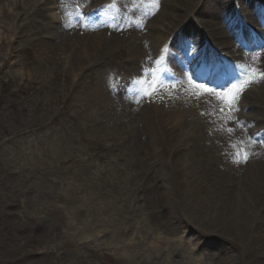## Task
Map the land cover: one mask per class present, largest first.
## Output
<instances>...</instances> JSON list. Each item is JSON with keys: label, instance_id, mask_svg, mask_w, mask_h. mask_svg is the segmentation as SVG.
Wrapping results in <instances>:
<instances>
[{"label": "rangeland", "instance_id": "obj_1", "mask_svg": "<svg viewBox=\"0 0 264 264\" xmlns=\"http://www.w3.org/2000/svg\"><path fill=\"white\" fill-rule=\"evenodd\" d=\"M60 1L64 6L65 22L61 25L52 22L43 30L38 21L44 11L35 8L28 16L22 14L13 21L19 28L13 38L10 21L4 19V16L8 18L6 14H10L11 9L7 4L0 8L3 32L0 39V264H191L185 258L184 250L185 245L193 243L202 245L207 257L205 264H251L253 253L245 250L246 241L250 242L249 233L243 235L246 240L242 246L223 234L220 230L223 225L210 221L219 207L211 211L214 204L221 201L218 193L213 195L216 173L232 171L227 180L236 190L241 189L244 182L243 179L236 181L241 176L237 177L234 170L214 165L217 158L213 154L214 147L221 144L212 141L209 129L214 113L210 122L204 116L208 112L199 106L192 118L193 104L183 102L181 130L189 132L186 126L193 127L187 150L199 153L194 155L198 158L194 168L183 167L189 161L187 157H178V161H174L173 156L166 153L164 139L161 140L163 147L159 142L153 151L146 150L143 145L137 165L135 160L129 161L132 155L125 154L124 137L128 135L134 134L139 140H144L147 135H164L158 126L159 114L152 106V99L138 94L137 86L132 84L142 74L155 69V65L146 62L148 56L141 60L139 51L134 52L132 61L127 58L131 35L140 32L137 37L140 38L143 30L149 32L146 13L155 15L158 8L150 0H139L128 15L118 12L119 15L113 18V15H107L108 11L93 8V0ZM163 3L159 9H163ZM202 19L203 16H199L197 20ZM216 23L220 24L219 21ZM224 23L227 21L219 25L222 29ZM67 32L74 38L72 47L85 44L82 45L84 49L79 47L82 48L81 54L77 53L79 58L74 55V47L66 49L69 44L62 34ZM98 32L117 40V44L114 46L111 40L105 39L99 51L89 47L86 51V43L92 39L85 36ZM143 38L134 41L136 48L147 44V38ZM38 40L45 43L40 45ZM178 44L187 55L183 63L192 64L191 55L196 51H191L196 45L195 34L180 37ZM71 57L73 63L82 65L76 70L79 78L70 73L68 60ZM37 67L43 73L39 79L30 75ZM246 74L248 79L250 73L246 71ZM182 80L190 85L186 76L172 81L177 86ZM248 88L241 94L250 99L246 103L257 102L260 117L264 118L260 97L264 88L260 86L258 91ZM125 91L133 96L128 95V98L121 94ZM117 95H121V104L116 101ZM139 98L149 106L147 111L153 115L151 120L147 112L141 113L144 106L138 104ZM110 99L117 115L107 111L106 102ZM242 103L238 100V104ZM210 106L220 117L226 114L222 130L231 128L233 131L225 132L223 136L226 140L231 139L236 129L227 119L230 113L226 108L223 113L220 111L224 106ZM245 107L231 114H235L238 121L242 119L243 111L246 117H253L252 106ZM118 110H124L125 117L119 118ZM164 115L167 117V113ZM198 115L206 118L204 125ZM196 120L199 121L198 128L191 122ZM116 123L124 125V129L115 127ZM262 129L264 121L259 127ZM199 147L202 148L200 152ZM164 164L167 173L172 174L167 182L162 178ZM175 165L179 168L178 173L174 172ZM255 169L249 173L258 174ZM122 174H127V185H132L133 190L119 195L114 182L121 179ZM208 208L207 215L202 209ZM109 220L117 223H108ZM126 226L131 228L125 231ZM182 229L192 235L182 239ZM123 233L134 237L133 250L143 249V240L144 248L156 250L150 253L140 250L143 255L130 260L117 245L121 244L118 238L120 235L121 239ZM113 234L116 239L108 247ZM155 236L160 237L158 245ZM174 241L178 242L170 244Z\"/></svg>", "mask_w": 264, "mask_h": 264}, {"label": "bare ground", "instance_id": "obj_2", "mask_svg": "<svg viewBox=\"0 0 264 264\" xmlns=\"http://www.w3.org/2000/svg\"><path fill=\"white\" fill-rule=\"evenodd\" d=\"M151 1V0H150ZM242 1V0H240ZM251 1V0H247ZM160 2L163 3V0H158V4L160 5ZM56 0H0V8L4 6L5 4L8 5V7L11 9L9 12L10 14H6L4 16V19H8L10 21L9 23V30L11 32V38H13V34L19 33L18 32V26L15 27L13 24V21L18 20V16H21L23 14L28 16L31 12V10L35 8L41 9L43 14L41 16V20L38 21L39 24L43 25V30H46L47 27H50L52 25V22L57 23L58 18L56 15L55 7H56ZM165 4V8H164ZM43 5H46L45 8L40 7ZM24 9H27V11H23ZM196 10V14L194 13ZM231 12H234L233 10V3L231 0H166L163 3V9H160L159 13L155 15H149L147 18H149L148 23V29L150 33L149 35L145 33H141V37H138V34L140 32H134V36L128 40L127 45H130L129 47V55L127 58L132 61V57H134V52H138L142 58L145 56H150L152 49H154V56L157 58L161 54H163V41L165 38L170 36L173 31H175L178 28L185 27L190 28V32L196 33V27L194 25V19L193 17L203 16V19L201 20L203 22L202 25H200L205 31V36L208 39L214 40L216 43L221 44H228L231 43L233 45V41L230 40L227 42L231 37H229L226 33L223 32V30L218 27V21L222 20L230 14ZM1 13V12H0ZM232 14V13H231ZM163 23V25H162ZM196 24V23H195ZM201 24V22H200ZM165 25V26H164ZM165 27V29H163ZM233 28V27H231ZM13 31V33H12ZM49 31V30H47ZM234 31V28H233ZM232 31V32H233ZM70 32H67L62 34L63 40L67 42L69 45L68 48L74 47V55L79 58L80 56L77 54L78 51L81 54L82 45L85 46L84 43L78 46H73V37L70 38ZM165 33V34H164ZM45 34V33H44ZM147 34V37H145ZM232 37L233 36V33ZM3 35L2 32V26L0 25V39ZM134 37V38H133ZM143 40L147 38L148 42L146 45H139L138 48L135 47V40ZM49 37L46 36V39ZM78 39V37H76ZM85 38H91L92 40L88 43H86V51L87 48L94 49L96 51L100 50V47L103 48L105 39H108L105 37V35L101 32L92 34V35H86ZM111 40V44L114 46L117 44V40L114 39H108ZM78 41V40H77ZM255 42V41H254ZM38 43L43 45L45 42L41 43V40H38ZM60 42L58 43V45ZM57 45V47H58ZM79 47H82L79 49ZM229 47V46H227ZM264 47V40L259 39L255 43H252L247 48V58L242 57L245 64L257 62L260 65V72H264V52H259L257 55V50ZM72 53V52H71ZM87 53V52H86ZM143 53L145 54L143 56ZM69 55V52H68ZM82 56H85L83 54ZM139 58V57H138ZM85 66V65H84ZM68 67H70V71L72 70V75H75V77L79 78V73L76 71L78 70V67H82V65H76L73 63V58L71 57V60L69 58L68 60ZM186 69H188L186 67ZM42 69L37 67L36 72L30 71V75L32 77H36L37 79L42 78ZM209 81V85H205L206 87H216L218 84H221L220 81L216 82L214 79H207ZM245 77H241V81H244ZM261 87L264 88V79L259 78ZM170 87L166 88V92L168 93V98H170V95L173 94L176 97V94L174 92H178L182 95V99L185 102H190L193 104H200L202 103V107L205 108V112L208 113L204 114L205 117H207L209 120L211 119L210 116H213L214 113V119L210 120L209 129L211 128L212 131V141L213 142H219L221 144L215 145L214 147V153L216 155V159L214 161L215 166H223L227 167L230 170H234L238 174L237 177L241 176L239 179H243V187L239 190H236L233 188L232 184H229V180H227V176L230 175V172L232 171H220L216 173L217 177L213 180V185L215 187V194L221 197V201L217 202L213 206V210H216V207H218L217 213L212 216L213 220L219 222L221 225L224 226V228H220L221 231H224L223 234L226 236H230L232 239H234L238 244H241L243 246L245 240L243 235L245 233H249L250 242L246 241V251H250L253 253V258H251V261L253 264H264V129L259 130L260 125L263 123V117H260L262 114L260 113V107L258 106L257 102L252 101L249 102V98H244L241 94L239 97V100L242 101V105L238 104V107L240 110L247 108L246 105H250L253 108V111L255 115L253 117L247 116L246 113H242V119L237 120L236 115L234 116L230 113V118H227L228 120H233L236 134L231 136V139H225L224 133L229 131H223L222 130V123L224 120V117L226 115H223V117H220L218 114L215 113V110L210 106L209 102H213L217 105H219V100L216 98L215 95L211 93H205L202 95H197L200 90L191 87V92L187 91L182 84L179 83V85H173V82L170 83ZM253 91H258L257 89H254ZM127 93V94H126ZM257 93V92H256ZM261 104L264 106V89L261 90ZM123 95H131V93L123 92L121 93ZM250 94V93H249ZM247 95V94H246ZM133 96V94L131 95ZM135 97V96H134ZM129 98V97H128ZM131 100V99H130ZM116 101L118 103H122L121 95L116 96ZM137 101H140V106H144L141 109V113L147 112V117H149V120H151L150 111L148 110V107L146 105V102L143 101V99L139 98ZM125 103V101L123 100ZM132 102V101H131ZM204 102V103H203ZM134 103V102H133ZM164 104V103H163ZM137 105V104H136ZM167 105V108H166ZM106 106L108 107V110H111L114 112V115H117L116 108L114 107L113 101L110 99L108 102H106ZM126 105H121V107ZM153 106V105H152ZM181 106V107H180ZM119 108L120 106L117 105ZM137 107V106H135ZM157 109V114H159L158 120V126L160 129L164 132V135H147L144 140H139L137 137H135L134 134L128 135L126 138L124 137V147L126 148L125 154L132 155V159L129 160L130 162L136 161V165L139 162V155L141 152V149L143 145H146V150H151L156 147V145L161 143V148L163 147V144L161 140L164 139V141L167 143L166 153H169L173 156L174 161H178V157H187L189 161H187L183 167H192L194 168L195 165H197L198 158L194 156L193 149L187 150L188 145H190V136L193 133V127L186 126V128L189 129V132H184V130H181V126L184 123L182 117H180L183 114V102L176 101V102H165L164 105H154ZM214 107V104H213ZM221 107V106H220ZM243 107V108H242ZM264 110V107L262 108ZM168 110V112H166ZM193 110V108H192ZM239 110V111H240ZM104 114H106V112ZM136 111L132 113V116H134ZM191 112V111H190ZM198 110L194 106V110L191 114V117L193 118L195 114H197ZM122 113H125L124 110H118V114L120 115L119 118L125 117ZM164 113H167V117H164ZM199 116V115H198ZM201 117V124L204 125L207 120L206 118ZM118 118V119H119ZM256 119V120H255ZM114 120V119H112ZM238 121V122H237ZM121 122V121H120ZM152 122V121H151ZM195 123L196 127H199V121H191ZM119 124L116 123L115 127H118L120 129H124V125L118 126ZM119 133V132H118ZM154 134V133H153ZM138 135V134H137ZM152 142L156 144H151ZM201 147H199L197 150L200 152ZM247 150L249 153V158L247 162L245 163H235L234 159H236V153L240 152L243 153L244 150ZM163 150V149H162ZM119 151V150H118ZM122 152V151H121ZM146 155V154H145ZM152 156V155H151ZM124 157V156H123ZM137 157L138 159H135ZM126 158V157H124ZM127 159H124L126 161ZM196 162V163H195ZM232 163V165L230 164ZM125 164V163H123ZM166 166L169 167L168 161L166 162ZM164 164V172L162 178L165 179V182L170 180L171 172L167 173V167ZM254 167H256L255 172L258 174H255L252 172L249 173ZM174 172H179V168L175 165ZM121 173V172H120ZM249 173V174H248ZM123 177L121 179H116L114 183H116V189L119 192V195H122L124 193H127L128 191H132V185H127L128 183V176L127 174H122ZM250 177L247 181L244 178ZM103 177V176H101ZM174 179H176L174 177ZM186 181V180H185ZM186 187L189 186L188 183H185ZM163 185V184H162ZM181 186V185H180ZM182 187V186H181ZM213 192V191H212ZM211 195V197H214ZM122 199V198H120ZM213 201V199H212ZM203 212H206L205 214L208 215V212H210L209 208L208 210L202 209ZM111 219V217L109 218ZM113 220V219H112ZM116 221L109 220L108 223H114ZM117 223V222H116ZM128 228H131V226L124 227V230H128ZM188 235H192L191 232H187L185 229L181 230L180 237L183 239V237H189ZM116 237L114 234L111 236L110 241H108V247L112 246L113 242L115 241ZM121 244H117L119 246V249L122 250L130 260L137 258L141 255L140 250H133L134 246L131 244V242L134 240V237L126 238L125 233H123V237L120 239ZM128 241V243L125 241ZM118 240V241H119ZM160 240V237L155 236L156 244L158 245ZM144 241V240H143ZM178 241L170 242V244H176ZM191 242V241H190ZM183 244V243H182ZM195 243L190 245H185L186 249L184 252H188V254L193 256L194 264H197L199 262L206 263L207 257L205 251H199L201 248V244L197 247L194 246ZM208 245V242L206 243ZM117 245L115 247H117ZM199 247V248H198ZM132 248V249H131ZM144 251H148L147 253H150L152 250H156L152 247V250H148L146 248H143ZM141 248V250H143ZM246 251L244 253H246ZM186 252V253H187ZM185 253V254H186ZM251 263V264H252ZM200 264V263H199Z\"/></svg>", "mask_w": 264, "mask_h": 264}, {"label": "snow or ice", "instance_id": "obj_3", "mask_svg": "<svg viewBox=\"0 0 264 264\" xmlns=\"http://www.w3.org/2000/svg\"><path fill=\"white\" fill-rule=\"evenodd\" d=\"M151 2L153 3V5L158 7V0H151ZM77 15H79V13H77ZM259 52H264V47L257 50V55L259 54ZM153 63H158V61L154 60ZM165 71H167V69H165ZM245 71L250 73L247 80L241 81L240 76H236L230 79L229 74L225 72V75L221 77L224 83L218 84V86L216 87H206L205 84L198 83L192 80L191 77H189V80L192 82L194 88L200 90L198 93H196L197 95L211 93L215 95L216 98L220 100L222 105L224 106L220 109L222 113L225 111V108L229 113H233L240 110L238 107V100L243 90L249 84L257 82L255 79L256 77L264 79V72H260L256 68L245 69ZM149 76L151 77V79L147 78ZM165 82L166 81L163 79L162 73L158 75V69H151L148 73L142 74L140 79L132 81V84L137 86L138 94L153 96L154 94H157L159 92ZM228 131L232 132L233 129L229 128ZM236 157L237 158L234 159L235 163H245L249 158V153L245 149L242 154L240 152H237Z\"/></svg>", "mask_w": 264, "mask_h": 264}]
</instances>
